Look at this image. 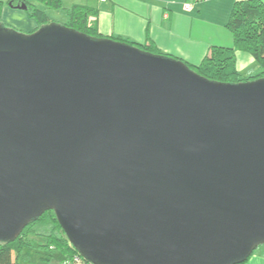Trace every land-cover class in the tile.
<instances>
[{"label":"water","instance_id":"1","mask_svg":"<svg viewBox=\"0 0 264 264\" xmlns=\"http://www.w3.org/2000/svg\"><path fill=\"white\" fill-rule=\"evenodd\" d=\"M49 211L93 264H245L264 247V78L0 24V243Z\"/></svg>","mask_w":264,"mask_h":264},{"label":"crops","instance_id":"2","mask_svg":"<svg viewBox=\"0 0 264 264\" xmlns=\"http://www.w3.org/2000/svg\"><path fill=\"white\" fill-rule=\"evenodd\" d=\"M239 1L243 0H110L106 3L99 0H61L65 24L68 22L66 10L74 6L88 7L96 12L90 17L89 23L103 37L119 38L140 47L151 44L158 53L192 66L201 64L212 47L234 46V37L228 24ZM36 4L49 19V11H57ZM3 16H14L13 8L6 5ZM26 19L27 26L24 27L28 31L39 27L35 20ZM17 20L16 24H20L21 21ZM249 73L250 76L254 74L252 70ZM260 249L262 251L245 264H264V247ZM21 264L45 263L38 257H32L22 260Z\"/></svg>","mask_w":264,"mask_h":264},{"label":"trees","instance_id":"3","mask_svg":"<svg viewBox=\"0 0 264 264\" xmlns=\"http://www.w3.org/2000/svg\"><path fill=\"white\" fill-rule=\"evenodd\" d=\"M33 3H40L53 10H59L62 6L61 0H0V24H2L3 9L6 5L27 6L26 13L28 17L35 20L39 25L31 33H35L41 27L51 24L48 15ZM95 13L91 8L74 6L66 10L68 22L65 25L79 33L103 39L105 37L89 23L90 17ZM228 28L234 37L232 48L212 47L198 66L186 64L199 76L208 81L219 83L239 84L264 78V1L243 0L237 2ZM113 40L127 43L154 55L170 57L158 53L151 44L140 47L119 38H113ZM237 51L248 53L263 71L258 75L243 78L237 68ZM31 238L35 240L33 241L35 245L32 244ZM32 257L40 258L45 264L49 262L93 264L70 244L65 232L58 223L55 213L52 211L46 212L40 219L31 223L15 242L0 243V264H21L22 260Z\"/></svg>","mask_w":264,"mask_h":264},{"label":"rangeland","instance_id":"4","mask_svg":"<svg viewBox=\"0 0 264 264\" xmlns=\"http://www.w3.org/2000/svg\"><path fill=\"white\" fill-rule=\"evenodd\" d=\"M264 1V0H263ZM62 3V2H61ZM35 6H37L36 3H33ZM63 4V3H62ZM64 7L63 5L61 6V9L57 10V11H49V16L51 17L50 20L53 23L55 20L57 24H65V21L63 20V15L64 12ZM13 14L14 16H12L11 18L9 17H5L2 15V19H1V23L3 25H5L7 28L13 29L19 33H23V34H32L30 31H28V29H25L24 26H27V22H26V18L28 17L26 11H21V10H15L13 9ZM17 19H22L21 20H17ZM16 20L17 21H21L20 24H16ZM21 25V26H19ZM36 30V29H35ZM33 32V31H32ZM237 66L241 71V75L243 78H247L249 77L251 70L254 72V74H252L251 76H255L260 74L263 69L251 59V56L248 53H245L243 51H237ZM32 241V244L35 245V243L33 241H35L33 238L30 239ZM37 247V245H36ZM263 249V248H262ZM262 249L257 250L254 253L253 257H256L261 251Z\"/></svg>","mask_w":264,"mask_h":264},{"label":"built area","instance_id":"5","mask_svg":"<svg viewBox=\"0 0 264 264\" xmlns=\"http://www.w3.org/2000/svg\"><path fill=\"white\" fill-rule=\"evenodd\" d=\"M101 3H106V2H108V1H110V0H99ZM197 2L198 1H201V0H196Z\"/></svg>","mask_w":264,"mask_h":264}]
</instances>
